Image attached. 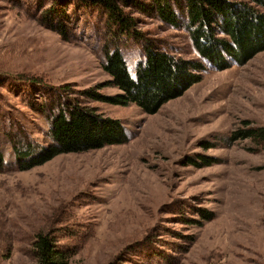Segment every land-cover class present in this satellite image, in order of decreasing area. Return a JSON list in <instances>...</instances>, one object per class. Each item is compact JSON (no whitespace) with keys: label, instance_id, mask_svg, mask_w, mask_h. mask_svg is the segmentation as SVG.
Returning <instances> with one entry per match:
<instances>
[{"label":"rangeland","instance_id":"1","mask_svg":"<svg viewBox=\"0 0 264 264\" xmlns=\"http://www.w3.org/2000/svg\"><path fill=\"white\" fill-rule=\"evenodd\" d=\"M159 3H121L133 22L123 32L78 0H0V264H37L33 243L48 230L71 264H264V151L231 139L243 120L264 125V50L218 69L193 44L185 0L179 26ZM54 5L68 13L65 35ZM146 43L201 62V81L155 114L86 92L121 93L103 68L107 50L120 48L135 76ZM52 89L118 119L129 140L21 170L8 131L17 122L51 143V122L30 101ZM202 156L212 164L192 162Z\"/></svg>","mask_w":264,"mask_h":264},{"label":"trees","instance_id":"2","mask_svg":"<svg viewBox=\"0 0 264 264\" xmlns=\"http://www.w3.org/2000/svg\"><path fill=\"white\" fill-rule=\"evenodd\" d=\"M104 10L110 20L123 32L132 31L133 22L121 7L126 0H78ZM160 15L173 26H179L175 10L177 0H159ZM188 30L198 53L218 69L228 68L231 60L242 65L264 50V0H185ZM58 8V10H56ZM50 11L58 13V30L65 35L67 11L54 5ZM48 13H45V16ZM53 16V15H52ZM145 58L138 62L136 74L130 73L125 56L120 48L107 50L103 68L111 77L110 83L121 93L105 95L94 89L86 92L113 104L135 103L144 112L155 114L169 100L181 96L202 76L196 71L204 66L196 60H185L166 51L145 44ZM41 100H31L32 109L51 122L48 145H41L20 123L13 122L8 135L21 170H29L44 164L54 157L69 152L86 151L107 145L126 143L129 139L118 119L105 118L94 109L82 106L60 91H43ZM58 94V95H56ZM243 126L231 135L233 141L250 139V150L264 151V125H254L243 120ZM193 160L195 164H212ZM4 154L0 146V171L4 167ZM207 220L214 213H202ZM198 223L202 221L198 220ZM37 264H71L74 252L59 247L54 231L39 232L33 243Z\"/></svg>","mask_w":264,"mask_h":264}]
</instances>
